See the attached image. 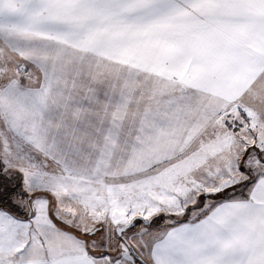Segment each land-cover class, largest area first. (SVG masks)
Masks as SVG:
<instances>
[{
  "label": "snow or ice",
  "instance_id": "6c2138e0",
  "mask_svg": "<svg viewBox=\"0 0 264 264\" xmlns=\"http://www.w3.org/2000/svg\"><path fill=\"white\" fill-rule=\"evenodd\" d=\"M0 264H264V0H0Z\"/></svg>",
  "mask_w": 264,
  "mask_h": 264
}]
</instances>
